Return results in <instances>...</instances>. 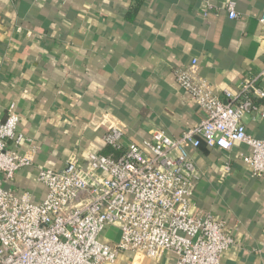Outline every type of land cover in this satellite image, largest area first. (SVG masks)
<instances>
[{"label":"crops","instance_id":"1","mask_svg":"<svg viewBox=\"0 0 264 264\" xmlns=\"http://www.w3.org/2000/svg\"><path fill=\"white\" fill-rule=\"evenodd\" d=\"M229 1L0 0V123L14 106L27 138L18 151L36 148L35 165L9 183L15 193L42 200L37 168L88 167L114 125L125 145L196 126L201 110L175 75L193 57L221 98L249 81L264 87V0H234L235 19ZM254 101L260 111L245 123L262 137L264 97ZM249 151L190 149L199 174L193 212L212 213L235 238L223 264H264V177L245 162Z\"/></svg>","mask_w":264,"mask_h":264},{"label":"built area","instance_id":"2","mask_svg":"<svg viewBox=\"0 0 264 264\" xmlns=\"http://www.w3.org/2000/svg\"><path fill=\"white\" fill-rule=\"evenodd\" d=\"M227 9L230 18L238 17L234 0ZM175 75L201 110L196 126L178 137L157 132L142 145H125L123 128L114 125L102 139L120 155L92 152L86 168L73 162L38 167L37 181L46 188L40 201L9 185L20 169L35 165L36 151L32 144L30 151H18L27 138L18 130L20 113L10 107L0 123V264H117L120 258L160 264L165 257L172 264H223L235 238L212 213L193 212L199 174L190 149L203 142L226 151L245 144V162L254 176L264 177V134L250 133L245 123L260 111L254 99L264 97V87L249 81L221 98L200 75L197 57ZM110 229L117 232L114 240L104 236Z\"/></svg>","mask_w":264,"mask_h":264},{"label":"rangeland","instance_id":"3","mask_svg":"<svg viewBox=\"0 0 264 264\" xmlns=\"http://www.w3.org/2000/svg\"><path fill=\"white\" fill-rule=\"evenodd\" d=\"M104 236L107 237L108 240H114L116 238V236H117V232L114 231L113 229H110V230L104 232ZM124 260H126V258L125 259L120 258L119 261H118V263L119 264H125V261ZM171 263H172V259L169 258V257L163 258L162 261L160 262V264H171ZM143 264H158V263L155 262V261H153V260H146L145 259L144 262H143Z\"/></svg>","mask_w":264,"mask_h":264},{"label":"trees","instance_id":"4","mask_svg":"<svg viewBox=\"0 0 264 264\" xmlns=\"http://www.w3.org/2000/svg\"><path fill=\"white\" fill-rule=\"evenodd\" d=\"M142 1V0H139ZM121 151L114 149L113 147L109 146L105 152L106 155L112 156V157H118L120 155Z\"/></svg>","mask_w":264,"mask_h":264}]
</instances>
